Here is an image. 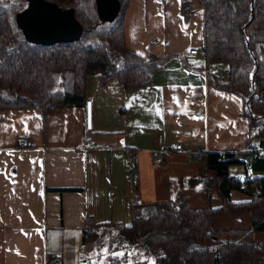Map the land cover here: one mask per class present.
Returning <instances> with one entry per match:
<instances>
[{
  "label": "crops",
  "instance_id": "obj_1",
  "mask_svg": "<svg viewBox=\"0 0 264 264\" xmlns=\"http://www.w3.org/2000/svg\"><path fill=\"white\" fill-rule=\"evenodd\" d=\"M184 2L192 9L187 22ZM125 31L129 50L144 59H167L148 86L126 91L118 81L100 85L99 75H90L80 107L0 109V264H49L50 258L59 259L53 264H82L89 250L82 244L86 217L130 224L135 203L167 201L178 193L191 208L218 207L216 190L215 198L214 190L206 198L200 184L184 183L203 170L195 158L201 151L238 153L259 144L249 134L241 98L213 86L204 62H184L188 49L204 44L197 0H130ZM154 38L166 39V45H152ZM90 99L93 129L87 132ZM23 142L28 146L20 148ZM174 143L183 149L165 154L159 166L151 163V149ZM128 161L136 165L137 181L121 166ZM113 163L128 183L120 200L114 197ZM238 166L236 178L264 177V171ZM231 198L250 199L238 190ZM211 227L250 229L251 214L227 213L213 218ZM254 239L264 244V231Z\"/></svg>",
  "mask_w": 264,
  "mask_h": 264
},
{
  "label": "trees",
  "instance_id": "obj_2",
  "mask_svg": "<svg viewBox=\"0 0 264 264\" xmlns=\"http://www.w3.org/2000/svg\"><path fill=\"white\" fill-rule=\"evenodd\" d=\"M5 1L0 0V109L45 112L80 107L88 76L99 75L100 85L118 81L131 91L148 86L154 71L165 62L155 55L144 59L127 48L125 15L130 0H120L121 10L113 22L100 19L95 0H49L73 7L84 26L79 40L49 46L28 42L16 23V14L29 0ZM197 2L203 10L206 61L202 69L227 67L226 76L210 71L208 80L241 98L249 134L259 141L253 152L255 158L248 162L249 150L200 152L198 157L205 165L190 183L200 184L208 193L216 190L222 198L218 207L191 208L186 197L177 193L167 201L133 204L130 224L96 222L87 216L82 244L103 246L107 239L110 245H116L114 250L108 248L110 254L119 249L126 252L123 257L109 255L105 264H125L129 251L134 255L151 254L155 264H210L213 253L214 264H264V244L254 239L255 232L264 231V177L247 178L242 186L243 179L230 173V168L237 165L264 171V158L258 155L264 148V0ZM181 12L189 19V2L183 3ZM91 40L95 42L85 44ZM243 154H247L246 159ZM235 190L250 199L233 201L231 192ZM245 212L251 214L250 229L211 227L215 217ZM49 264H53L52 258ZM82 264L91 261L86 259Z\"/></svg>",
  "mask_w": 264,
  "mask_h": 264
},
{
  "label": "water",
  "instance_id": "obj_3",
  "mask_svg": "<svg viewBox=\"0 0 264 264\" xmlns=\"http://www.w3.org/2000/svg\"><path fill=\"white\" fill-rule=\"evenodd\" d=\"M95 7L100 19L113 22L120 13L121 2L95 0ZM16 23L28 42L45 46L77 41L84 32L73 7H63L49 0H29L16 14ZM242 157L246 159L247 154Z\"/></svg>",
  "mask_w": 264,
  "mask_h": 264
},
{
  "label": "rangeland",
  "instance_id": "obj_4",
  "mask_svg": "<svg viewBox=\"0 0 264 264\" xmlns=\"http://www.w3.org/2000/svg\"><path fill=\"white\" fill-rule=\"evenodd\" d=\"M9 1H10V3L14 2V0H9ZM165 1L166 0H164V2ZM5 2L6 1L4 0V2H2V3L6 4ZM186 3H188V2H186ZM180 8H181L180 10L182 11V6H180ZM183 18H184V21L187 22L186 20H188V19L184 15H183ZM108 24H111V23H108ZM108 26H110V25H108ZM152 40H153L152 43H151L152 45L154 43H156V41L157 42L160 41V43L166 45V43H165L166 39H162L161 40V38H159V39L158 38L157 39L154 38ZM94 42H95L94 40H91V41H87L85 44H93ZM165 60H167V59H165ZM194 64H197V63H194ZM226 71H227V67H225V69H224V74L223 75H225V76L227 75ZM189 157H190V159H192L191 156H189ZM104 159L106 160V158H104ZM195 159L196 160H194V162H197L198 160H201L200 158L199 159L195 158ZM201 161H203V160H201ZM203 163H204V161H203ZM121 166L122 167L127 166V168H128L127 169V173L131 171L132 174H133V178L135 177V181H137V178H139V176H135L136 175V168H135L136 165L134 164L133 161H128L126 164H124V165L122 164ZM121 166H120V164H114L113 163V169H114V182H113L114 197H115V199H118V200L121 199V196L124 194V190L128 186V183H126L124 178L122 177L123 170H121V169H123V168H121ZM193 168L194 169H192V170H196L197 167H193ZM241 169H242L241 166H238V165L237 166H232L230 168V173H231V175H236L237 176V171L241 170ZM187 170L191 171L190 167H188ZM119 171H121V172H120L119 177H118ZM193 172H195V171H193ZM187 176H190V175H186L185 177H187ZM195 176L198 177L199 175L197 174V175H194V177ZM175 178H178V177H175ZM191 179L192 178L184 180V183L186 185L190 184L189 181H191ZM119 180L122 183H120ZM211 192L212 191H210L209 193H211ZM204 193L206 195V198H208V196H209L208 192H204ZM214 194H215V196H214V198H215L216 197V191L215 190H214ZM171 196L173 197L174 194L171 195ZM192 197L193 196L191 195L190 196V200H192ZM195 197L199 198L198 194H196ZM186 199H187V197H186ZM187 203H189V202H187ZM208 205H210V204L207 203L206 205H203V206H208ZM197 206L199 207L200 205H197ZM210 206H212V205H210ZM212 207H214V206H212ZM126 224H128V222ZM103 241H104L103 246H101V244L95 243V242H92V243L88 244V246H89L88 249L89 250H88V254H87L86 258L91 261V264H105L107 262L108 257H110L109 255H111V257H116V256L117 257H123V255L126 253L124 250L119 249V250H116L115 252L111 250L114 253L110 254L108 248H110V249L113 248V250H114V247H116V245L115 244L114 245L113 244L110 245V241H108L107 239L106 240L104 239ZM134 253L135 252H133V251H129V253H128V261L125 264H155L153 255H151V254L134 255ZM133 255L135 256L134 258H132Z\"/></svg>",
  "mask_w": 264,
  "mask_h": 264
},
{
  "label": "built area",
  "instance_id": "obj_5",
  "mask_svg": "<svg viewBox=\"0 0 264 264\" xmlns=\"http://www.w3.org/2000/svg\"><path fill=\"white\" fill-rule=\"evenodd\" d=\"M184 60L188 64H194L198 62H204L206 61V52L204 46L202 47H192L188 49L184 53ZM225 67L222 65H216L210 69H205L207 73L210 71L215 72L216 74L223 75L224 74ZM92 107H93V101L92 99L86 100V131L91 132L93 129V120H92ZM28 146L27 142H23L20 144V148H25ZM183 149L182 143H174V144H161L159 147L151 149V163L155 166L161 165L165 158L164 155L168 153H177L180 152ZM257 149V147L251 148L249 150L248 154V162H253L255 155L253 152ZM258 155L261 158H264V148L259 150ZM246 182L245 179H243L242 186H245ZM258 191V188L256 189ZM59 259L54 258L52 259V263H58Z\"/></svg>",
  "mask_w": 264,
  "mask_h": 264
}]
</instances>
